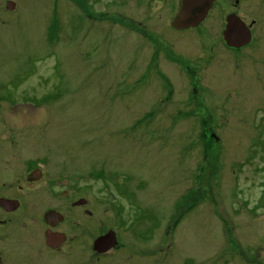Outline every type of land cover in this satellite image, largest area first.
Returning a JSON list of instances; mask_svg holds the SVG:
<instances>
[{
  "label": "rangeland",
  "instance_id": "1",
  "mask_svg": "<svg viewBox=\"0 0 264 264\" xmlns=\"http://www.w3.org/2000/svg\"><path fill=\"white\" fill-rule=\"evenodd\" d=\"M121 2L0 0V176L45 157L49 175L87 184L85 246H65V264H242V191L249 208L264 187V47L235 64L206 44L213 21L173 33L169 16ZM108 229L119 247L96 261Z\"/></svg>",
  "mask_w": 264,
  "mask_h": 264
},
{
  "label": "flooded vegetation",
  "instance_id": "2",
  "mask_svg": "<svg viewBox=\"0 0 264 264\" xmlns=\"http://www.w3.org/2000/svg\"><path fill=\"white\" fill-rule=\"evenodd\" d=\"M121 1L118 0V3H122ZM134 1L141 2V6L143 4L144 8L152 11L150 16H164V14L169 16L168 26L173 33L182 34L190 30L205 29L206 24L213 21L211 29L206 32L208 35H215L216 40L205 41L206 44L209 49L218 47L228 54L233 53L237 58L233 61L235 64L241 63L242 56L240 57L237 53H241L242 50L254 47L255 44L264 47V41L259 40L260 35L256 31L259 16L257 13L260 12L259 14L264 16V10L259 11L264 0H203L204 2L195 0L188 6L192 7L189 13L201 6L206 8V13L196 25L182 28H176L173 21L182 14L184 0ZM142 24L146 26L142 20L138 21V25ZM229 29L232 41L226 39L225 32ZM261 30L262 27H260V32ZM199 41L203 44L204 37H199ZM199 59L203 61V58ZM215 70L219 72L218 69H213ZM260 75H258V80L264 87V78ZM189 92L191 94L188 97H191L196 90L192 87ZM167 108L162 107V110L167 112L168 110H165ZM215 138L217 139L216 135ZM261 149L264 152V139L261 141ZM0 160L7 162L8 158L0 155ZM45 161V157L31 158L20 167L15 178L13 175L12 178L7 179H2L0 176V264H65L59 257V253L73 254V250H65V246L69 247L76 241L79 245L85 246L87 227L86 219L82 214L89 216L92 212L88 208V197L75 194L78 191H84L87 184L69 186L68 178L62 176L55 178L49 175L47 169H44ZM0 175H2L1 169ZM243 192L245 194H242V214L244 216L242 217V232H240L242 234L240 251L242 252L239 255L242 258V264H264V216L258 217L264 209V187L260 186L258 201L249 208L247 207L251 203L248 194L244 190ZM195 193L197 197L195 201H192L194 195H191V201H186L190 209H193L192 207L198 202L197 199H203L205 196L198 192ZM183 213L180 210L176 214L173 221L175 227L183 219ZM66 224H69V227H66ZM227 224H229L227 219H220L222 227ZM109 230L113 231L116 236V244L111 248L119 247L118 233L113 229H108L106 232ZM106 232L97 234L91 241V257L96 261L100 259L102 252L94 248V242ZM49 235L54 236L52 240L47 238ZM81 253L84 257L87 254L82 248Z\"/></svg>",
  "mask_w": 264,
  "mask_h": 264
},
{
  "label": "water",
  "instance_id": "3",
  "mask_svg": "<svg viewBox=\"0 0 264 264\" xmlns=\"http://www.w3.org/2000/svg\"><path fill=\"white\" fill-rule=\"evenodd\" d=\"M194 1L195 0H184L183 1L182 14L177 16L173 21V25L176 28H182V27H186L189 25H196L202 20V18L204 17L206 13L205 7H202V6L197 7L196 9L193 10L192 13H189L192 7H188V6L192 4ZM197 1H203V0H197ZM14 6L15 4L13 1H8L6 3V8L8 9H13ZM225 34H226V39L228 41H232V39L230 38V29L226 31ZM53 237H54L53 235H49V237L47 238L52 240ZM115 244H116V236L113 231L109 230L108 232H106L105 234H103L102 236L98 237L95 240L94 248L97 251L105 252L111 247H113Z\"/></svg>",
  "mask_w": 264,
  "mask_h": 264
}]
</instances>
